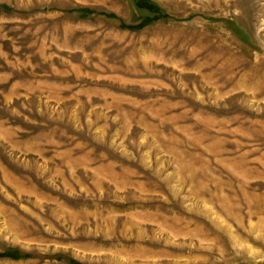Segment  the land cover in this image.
<instances>
[{
    "label": "rangeland",
    "instance_id": "rangeland-1",
    "mask_svg": "<svg viewBox=\"0 0 264 264\" xmlns=\"http://www.w3.org/2000/svg\"><path fill=\"white\" fill-rule=\"evenodd\" d=\"M147 1L0 0V264H264V0Z\"/></svg>",
    "mask_w": 264,
    "mask_h": 264
},
{
    "label": "trees",
    "instance_id": "trees-1",
    "mask_svg": "<svg viewBox=\"0 0 264 264\" xmlns=\"http://www.w3.org/2000/svg\"><path fill=\"white\" fill-rule=\"evenodd\" d=\"M137 5L141 10H148V11L157 10L156 4L147 0H137ZM132 29H136V28H132ZM0 257L21 259V258H31L32 256L27 254H22L20 251L11 249L6 251V253L4 254H0ZM72 264H78V263L73 261Z\"/></svg>",
    "mask_w": 264,
    "mask_h": 264
}]
</instances>
